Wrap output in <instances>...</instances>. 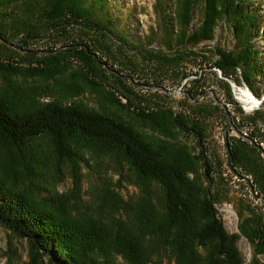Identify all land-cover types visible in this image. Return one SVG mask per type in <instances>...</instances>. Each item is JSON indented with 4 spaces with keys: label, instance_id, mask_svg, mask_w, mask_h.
<instances>
[{
    "label": "rangeland",
    "instance_id": "374dc122",
    "mask_svg": "<svg viewBox=\"0 0 264 264\" xmlns=\"http://www.w3.org/2000/svg\"><path fill=\"white\" fill-rule=\"evenodd\" d=\"M254 1L262 2L264 14V0ZM171 2L164 0L161 7L158 0H108L107 11L112 12L110 17L114 20L108 30L94 31L81 25L71 28L70 35L87 41L102 59L101 63L89 61L72 49L58 54L59 49L67 48L63 46L67 40L55 32L30 39L24 47L15 38L9 41L0 38V90L10 89L3 77L5 70L1 66H4L12 69L16 86L23 89L13 90L15 99L25 101L21 105H40L51 100L76 102L130 121L151 142L164 147L168 156L178 157L190 181L195 183L202 179L210 195L215 197L218 192L219 201L215 203L218 215L228 232L238 235L243 264H253V247L241 230L242 219L236 203L249 205L264 226L263 178L253 169L264 166V77L256 80L259 92L256 94L243 77L235 81V77L242 74L240 67L234 76H225L222 69L215 66L219 59L217 51H231L235 45L229 18L219 20L213 38L191 43L190 33L203 24L204 3L199 1L193 5L186 36L178 38L183 26L176 20L175 5ZM86 5L82 2L76 7L82 10ZM5 21L8 24L3 27L10 30L9 18ZM263 31L255 40L264 60ZM52 47L54 52L46 51ZM116 69L120 70L119 74ZM241 87L249 89L259 99L253 108L247 109L240 101ZM29 89H33L32 93L27 92ZM194 90L202 93L192 94ZM176 114L186 119L188 125H196L204 131L203 145L196 133L177 128L173 120ZM228 140L242 149L244 164L231 160ZM74 142L79 151L75 163L56 157L47 136L31 142L44 158L50 155V164L54 163L53 169L47 167L39 174L37 196L41 198L48 191L68 194L77 188L69 197L81 216L105 224L100 225L99 232L95 230L100 235L99 241L115 247L112 243L115 235L119 243L122 239L138 240L140 227L135 222L136 217L129 221L133 216L131 212L113 211L118 217L110 221L112 218L104 204L108 187L124 199L122 205L142 197L143 184L130 163L120 153L116 156L119 163L116 162L107 150L100 148V142L86 136L79 135ZM203 147L212 165L209 176L205 160L199 157ZM147 184L154 190L156 208L162 213V186L154 180ZM107 218L111 225L107 224ZM105 226L111 231L107 232ZM97 233L93 235L98 238ZM139 241L146 244L143 239ZM161 255L154 254L143 264H176L168 252ZM257 257L259 264H263L264 256ZM117 263L126 264L120 254ZM0 264L49 263L47 256H35L29 239L0 222Z\"/></svg>",
    "mask_w": 264,
    "mask_h": 264
},
{
    "label": "trees",
    "instance_id": "16d2710c",
    "mask_svg": "<svg viewBox=\"0 0 264 264\" xmlns=\"http://www.w3.org/2000/svg\"><path fill=\"white\" fill-rule=\"evenodd\" d=\"M199 1L204 3L203 24L190 33V42L213 38L219 20L229 18L235 45L231 51H217L219 59L215 66L221 68L225 76H234L240 67L242 74L235 77V81L239 82L243 77L259 94L256 80L264 77V60L255 38L264 27L262 2L172 0L176 20L183 26L178 38L186 36L193 5ZM82 2L87 5L78 10L76 5ZM158 2L164 7V0ZM107 6L108 0H0V38L5 41L15 38L24 47L28 46L30 39L55 32L67 40L63 46L68 49H59L58 54L72 49L89 61L101 63L102 59L92 46L83 38H73L70 29L81 25L94 31L108 30L114 20ZM7 18L12 25L10 30L4 28L8 24ZM53 50V47L46 49ZM1 68L5 70L3 77L10 89L0 90V222L29 239L35 256H47L49 264H118L117 255L120 254L126 264H143L154 254L163 257V253L168 252L176 264H243L238 235L229 233L218 215L215 205L219 201L218 192L215 197L210 195L202 179L195 183L190 181L178 157L168 156L164 147L151 142L130 121L76 102L51 100L40 105H21L25 101L15 99L13 90L23 89L16 86L12 69ZM116 70L119 74L120 70ZM44 75L49 77L45 72ZM185 76L188 77L189 73ZM32 91L27 90L28 93ZM201 93L192 91V94ZM173 120L179 130L196 133L203 145L205 135L202 129L188 125L186 119L177 114ZM79 135L100 142V148L107 150L116 162V156L122 154L143 184L144 191L138 201H125L122 205L124 199L108 187L104 202L108 216L112 218L110 221L118 217L113 211L118 214L131 212L133 216L129 221L136 217L135 222L140 227L138 240L122 239L119 243L115 235V242L112 241L115 247L99 241L97 232L100 225L105 224L81 216L69 197L77 188L68 194H50L48 191L41 198L37 196L39 174H43L47 167L53 169L54 163L50 164V155L46 154L44 158L31 142L47 136L56 157L75 163L79 151L74 140ZM228 146L231 160L244 164L245 156L239 145L228 140ZM199 157L205 160L209 176L212 165L206 159L205 147ZM253 169L263 178L264 189V166ZM149 180L157 181L164 190L162 213L156 208L154 190L147 186ZM236 204L242 219L241 230L253 247V264H259L257 256H264V226L249 205ZM106 221L107 224L110 222L108 218ZM104 228L111 231L107 226ZM95 233L98 238L93 235ZM140 239L146 244L142 245Z\"/></svg>",
    "mask_w": 264,
    "mask_h": 264
},
{
    "label": "bare ground",
    "instance_id": "6f19581e",
    "mask_svg": "<svg viewBox=\"0 0 264 264\" xmlns=\"http://www.w3.org/2000/svg\"><path fill=\"white\" fill-rule=\"evenodd\" d=\"M238 97L240 101L246 106L247 109L253 108L256 105V102L259 100L257 99V97H255L252 94V92L249 89H246L245 87H241L239 89Z\"/></svg>",
    "mask_w": 264,
    "mask_h": 264
},
{
    "label": "water",
    "instance_id": "95a60500",
    "mask_svg": "<svg viewBox=\"0 0 264 264\" xmlns=\"http://www.w3.org/2000/svg\"><path fill=\"white\" fill-rule=\"evenodd\" d=\"M233 88H236L235 83H232ZM237 89V88H236Z\"/></svg>",
    "mask_w": 264,
    "mask_h": 264
},
{
    "label": "built area",
    "instance_id": "2783aa9c",
    "mask_svg": "<svg viewBox=\"0 0 264 264\" xmlns=\"http://www.w3.org/2000/svg\"><path fill=\"white\" fill-rule=\"evenodd\" d=\"M255 190H256V191H255L256 193H259L258 189L255 188Z\"/></svg>",
    "mask_w": 264,
    "mask_h": 264
}]
</instances>
